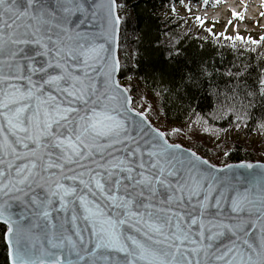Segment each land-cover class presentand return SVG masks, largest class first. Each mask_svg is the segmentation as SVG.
Here are the masks:
<instances>
[{"label":"snow or ice","instance_id":"obj_1","mask_svg":"<svg viewBox=\"0 0 264 264\" xmlns=\"http://www.w3.org/2000/svg\"><path fill=\"white\" fill-rule=\"evenodd\" d=\"M120 7L0 0V239L10 264H264V163H214L175 142L186 125L162 129L151 107L136 106L113 54ZM160 55L173 67L169 91L196 116L194 135L219 140L217 117L264 131V114L244 103L252 92L217 90L212 115L197 116L213 74L180 50ZM227 155L218 148V160Z\"/></svg>","mask_w":264,"mask_h":264},{"label":"trees","instance_id":"obj_2","mask_svg":"<svg viewBox=\"0 0 264 264\" xmlns=\"http://www.w3.org/2000/svg\"><path fill=\"white\" fill-rule=\"evenodd\" d=\"M182 0H118L121 24L118 36V58L121 72L118 79L125 87L132 90L136 106L151 107L149 118L162 129L169 128L167 121L186 125L188 132L182 131L175 142L192 147L198 154L204 155L214 163L223 164L239 161L264 162V150L256 143L237 139H217L215 135L200 131L194 135L195 120L191 112H185V104L176 92H170L173 67L164 63L161 50H180L183 59L191 67L193 63L203 65L212 73L211 87L205 85L201 90L202 99L194 106L197 116L208 119L215 108L216 92L236 95L237 100L244 98V93L252 92L244 103H250L249 110L259 118L264 114V96L259 94L261 80L264 79V37L247 39L240 35L225 36L222 32L213 33L201 21L193 20L189 14L172 13V5L181 4ZM191 1V0H185ZM187 8V6H184ZM237 36L242 39H237ZM133 71L129 72L128 69ZM164 72L163 77L161 72ZM211 123L215 129H233L235 119L214 118ZM189 125V127H188ZM247 133L255 132L264 138V131L258 130V122H248L241 128ZM170 131V130H169ZM184 133H187L185 135ZM222 141H227L225 145ZM218 148L228 152L227 156L217 159ZM4 226L0 224V232ZM0 264H9L5 241L0 239Z\"/></svg>","mask_w":264,"mask_h":264},{"label":"rangeland","instance_id":"obj_3","mask_svg":"<svg viewBox=\"0 0 264 264\" xmlns=\"http://www.w3.org/2000/svg\"><path fill=\"white\" fill-rule=\"evenodd\" d=\"M261 2L263 3L262 7L264 8V2L262 0ZM224 7H227V6H224ZM224 7H221L219 10L214 11V12L207 11V14H201L199 13L201 11L198 10L196 5H192V6L188 5L187 8H184L176 3L172 5V13L177 14V15L178 14L180 15L189 14L193 17V20L201 21V22L203 21L202 24L205 27L212 29L213 33H219L223 31L225 36L240 35L243 37V39L244 38H247V39L260 38V36L264 37V18L263 17H259V21L257 23H253L254 19L246 18L245 13H237L238 15H233L232 13L230 14V17H232V23L225 24V20L227 16L229 17V15L228 13L227 15H225V13L223 12ZM258 9L260 11L261 8H255L251 10V13L249 12H246V13L251 14L253 18H255L256 20V14H257ZM263 10L264 9H262V11ZM243 21H246L247 26L242 23ZM248 24H250V27ZM117 54H118V51H117ZM165 125L169 128L170 131L172 128L183 126V124L179 122H175V121H167L165 122ZM183 129L185 132H188V130L186 129V126L181 128V130ZM230 131H232V134H229L231 133ZM240 133H247V132L244 131V129L243 130L235 129V128L227 129L220 133V139H225V138L226 139H237ZM184 134L187 135V133H184ZM248 134L250 133H247V135ZM251 134L253 135V137L251 139L247 138L246 141L254 142L257 144L256 145L257 147L264 150V138L262 137V135L255 133V132H251Z\"/></svg>","mask_w":264,"mask_h":264},{"label":"water","instance_id":"obj_4","mask_svg":"<svg viewBox=\"0 0 264 264\" xmlns=\"http://www.w3.org/2000/svg\"><path fill=\"white\" fill-rule=\"evenodd\" d=\"M119 36V35H118ZM117 51H118V41H117V44L114 45V51H113V54L116 55L118 57V54H117ZM117 78H118V74H117ZM187 148V147H186ZM241 162H245V161H239V162H228V164H238V163H241ZM246 162H249V163H253V164H256V163H264V162H260V161H246ZM5 241V240H4ZM5 244H6V241H5ZM8 255V254H7ZM8 261H9V264H10V257L8 256Z\"/></svg>","mask_w":264,"mask_h":264},{"label":"bare ground","instance_id":"obj_5","mask_svg":"<svg viewBox=\"0 0 264 264\" xmlns=\"http://www.w3.org/2000/svg\"><path fill=\"white\" fill-rule=\"evenodd\" d=\"M242 1V3H247V2H249L250 0H241ZM229 134H232V133H229ZM251 137V136H250ZM239 138H244V135L242 134V133H240L239 134Z\"/></svg>","mask_w":264,"mask_h":264}]
</instances>
